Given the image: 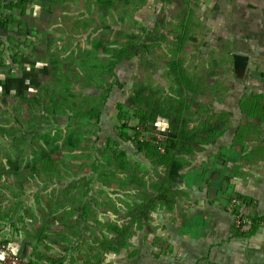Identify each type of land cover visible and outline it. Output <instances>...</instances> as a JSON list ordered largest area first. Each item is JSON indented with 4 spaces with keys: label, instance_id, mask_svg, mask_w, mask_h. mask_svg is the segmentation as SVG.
Masks as SVG:
<instances>
[{
    "label": "rangeland",
    "instance_id": "rangeland-1",
    "mask_svg": "<svg viewBox=\"0 0 264 264\" xmlns=\"http://www.w3.org/2000/svg\"><path fill=\"white\" fill-rule=\"evenodd\" d=\"M28 2L0 0V128L17 135L0 133V221L23 254L12 249L26 264H141L146 217L128 201L145 191V181L173 177V167L151 165L135 139L164 133L167 154L194 111L188 64L181 77L173 64L171 2L158 0L152 16L134 14L79 38ZM102 93L99 124L75 115ZM136 94L146 120L130 105ZM177 118L173 129L167 121ZM38 125L49 129L34 132ZM119 131L133 143L117 138ZM41 135L62 138L58 167L67 172L29 171ZM76 137L82 146L73 147ZM187 139H180L184 148ZM106 143L111 148L97 153L95 144Z\"/></svg>",
    "mask_w": 264,
    "mask_h": 264
},
{
    "label": "crops",
    "instance_id": "crops-1",
    "mask_svg": "<svg viewBox=\"0 0 264 264\" xmlns=\"http://www.w3.org/2000/svg\"><path fill=\"white\" fill-rule=\"evenodd\" d=\"M28 1L77 38L103 25L117 27L134 14L152 16L160 4ZM169 1L178 44L173 64L177 73L188 64L194 111L187 147L178 149L172 163L173 177L145 181V191L128 201L146 217L140 262L264 264V0ZM234 55L242 58L235 62ZM236 197L242 200L238 212L252 216L245 233L227 210ZM8 225L0 221V239L23 254Z\"/></svg>",
    "mask_w": 264,
    "mask_h": 264
},
{
    "label": "trees",
    "instance_id": "trees-1",
    "mask_svg": "<svg viewBox=\"0 0 264 264\" xmlns=\"http://www.w3.org/2000/svg\"><path fill=\"white\" fill-rule=\"evenodd\" d=\"M6 21V19H5ZM172 69V66L170 67ZM180 75V77L183 75L182 73H178L177 76ZM179 77V76H178ZM98 99L99 101H97L94 105H91L89 108H87L86 110H82L80 109L79 111L75 112L76 116H82L84 118H86L87 120H92V124L97 125L99 118H100V112H101V108L103 106V102L106 99V94L102 93L99 96H95L93 97L91 100L94 99ZM136 99H138V95L136 94L132 99H130V105L131 107L134 106V112L135 115L138 116V118L140 120H146L148 118L146 110H143L142 108H140L137 103H136ZM52 106H55V104H53ZM52 113V109L49 111ZM57 114L55 113V111H53L52 115H51V119L53 118L54 120L56 119ZM178 121L179 119L177 118L176 121L174 123H172L171 121H167V124H172V128L173 129H178ZM99 124V123H98ZM123 126H126L125 124H123ZM185 128V127H183ZM49 129V127H45L43 128L42 126L38 125L37 128L34 129V132H44L47 131ZM182 130V126L181 129L178 131L177 137L172 141V145H171V149L169 150V152L167 154V148H165V151L163 154H160L159 151L157 150V148L153 145H151L149 142H141L140 140H136L135 142L137 143V147L136 150H138L139 152L143 153L147 158L150 156L151 158H158L159 156H164L162 158H158L160 160H155V159H151L150 158V163L151 165H154L157 168H161V166H168V163H170L169 166L172 165L174 160H177V154L176 152L178 151V149L182 146L180 144V139H184V137L188 136V141H189V133L188 131H183L180 132ZM189 130V129H188ZM96 131H98V127H96ZM0 133L1 137L7 138V139H13L15 138L17 135L14 133H11V136H6V133L4 131V129L0 128ZM42 137V142L41 143H33L32 146L34 147L35 151L37 152V155L35 156V158L33 159L32 165L29 167V171H35V170H39V171H45V170H49L51 171V175L52 177H55V173L57 172L56 168H60L63 171L67 172L68 169L63 168V166H59L58 167V163H63L64 161L62 160V158L60 157L62 154L61 148L63 143L62 138L60 136H52L51 139L47 138L45 135H41ZM117 138L121 139L123 142H132L133 143V139L131 137H129L126 133H124L123 131H119L117 133ZM89 141H91V139L88 137L87 138ZM96 139V138H94ZM94 139L92 140L94 143ZM109 143V142H108ZM83 143H80V141L78 140V137H76V142L74 144L73 147H79L82 146ZM96 150L97 153L102 152V151H106L108 148H111V146L109 144H101V145H97ZM99 146V147H98ZM117 153L123 155L124 154V149H117ZM171 157V161L169 160V158ZM17 162V166L19 167V161ZM42 166V168H40ZM53 168V169H52ZM22 169L19 167V170ZM51 178V177H50ZM48 178V179H50ZM68 181V180H67ZM66 184V182H65ZM31 264V263H30Z\"/></svg>",
    "mask_w": 264,
    "mask_h": 264
},
{
    "label": "built area",
    "instance_id": "built-area-1",
    "mask_svg": "<svg viewBox=\"0 0 264 264\" xmlns=\"http://www.w3.org/2000/svg\"><path fill=\"white\" fill-rule=\"evenodd\" d=\"M141 142H149L151 145L155 146L160 154L165 151V144L167 142L164 133L156 134L155 136L145 137L141 136L139 139ZM242 205V200L240 198H233L227 205V210L233 214L232 224L239 231L245 233L250 228L252 224V216H246L238 212V208ZM0 264H26L22 258L17 255L12 247L6 242L0 239ZM213 264V263H205Z\"/></svg>",
    "mask_w": 264,
    "mask_h": 264
},
{
    "label": "water",
    "instance_id": "water-1",
    "mask_svg": "<svg viewBox=\"0 0 264 264\" xmlns=\"http://www.w3.org/2000/svg\"><path fill=\"white\" fill-rule=\"evenodd\" d=\"M233 58H234V61L236 62V61H238V60H239L240 58H242V57H240V56H238V55H234Z\"/></svg>",
    "mask_w": 264,
    "mask_h": 264
}]
</instances>
